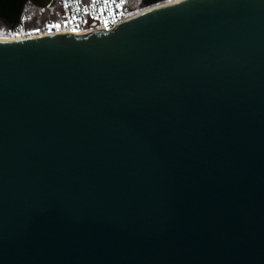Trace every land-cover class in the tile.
<instances>
[{
    "label": "water",
    "instance_id": "1",
    "mask_svg": "<svg viewBox=\"0 0 264 264\" xmlns=\"http://www.w3.org/2000/svg\"><path fill=\"white\" fill-rule=\"evenodd\" d=\"M141 7L0 41V264H264V0Z\"/></svg>",
    "mask_w": 264,
    "mask_h": 264
},
{
    "label": "built area",
    "instance_id": "2",
    "mask_svg": "<svg viewBox=\"0 0 264 264\" xmlns=\"http://www.w3.org/2000/svg\"><path fill=\"white\" fill-rule=\"evenodd\" d=\"M137 14L128 6V0H56L54 15L42 25L29 26L28 17L23 14L20 24L14 30L8 29L9 38L23 40L54 34L84 35L106 31Z\"/></svg>",
    "mask_w": 264,
    "mask_h": 264
},
{
    "label": "rangeland",
    "instance_id": "3",
    "mask_svg": "<svg viewBox=\"0 0 264 264\" xmlns=\"http://www.w3.org/2000/svg\"><path fill=\"white\" fill-rule=\"evenodd\" d=\"M38 10L39 11H36V13H37L36 15H38V17H40L39 20L37 22H34L35 24H32V25H30V21H28V24L31 27H38V26L42 25L47 20V18L49 17L47 13L42 12L40 9H38ZM142 11H144V9L142 7H140L139 9L134 11V13L137 14V13H141ZM25 15H27L28 20H29V18H30L29 14H25ZM9 37H10V33L8 31V28L4 24L0 23V38H9Z\"/></svg>",
    "mask_w": 264,
    "mask_h": 264
},
{
    "label": "trees",
    "instance_id": "4",
    "mask_svg": "<svg viewBox=\"0 0 264 264\" xmlns=\"http://www.w3.org/2000/svg\"><path fill=\"white\" fill-rule=\"evenodd\" d=\"M141 3H142V0H128V6L130 7V9L133 12L141 7ZM36 11H39L38 8H36L32 5H27L25 8L24 14H29L30 25L35 24L34 22H37L40 18V17H38V15H36L37 14ZM45 13L48 14V12H45ZM48 16L49 17L47 19L50 18L49 14H48Z\"/></svg>",
    "mask_w": 264,
    "mask_h": 264
},
{
    "label": "bare ground",
    "instance_id": "5",
    "mask_svg": "<svg viewBox=\"0 0 264 264\" xmlns=\"http://www.w3.org/2000/svg\"><path fill=\"white\" fill-rule=\"evenodd\" d=\"M12 38H0V41H12Z\"/></svg>",
    "mask_w": 264,
    "mask_h": 264
},
{
    "label": "snow or ice",
    "instance_id": "6",
    "mask_svg": "<svg viewBox=\"0 0 264 264\" xmlns=\"http://www.w3.org/2000/svg\"><path fill=\"white\" fill-rule=\"evenodd\" d=\"M52 27H59V25H53Z\"/></svg>",
    "mask_w": 264,
    "mask_h": 264
}]
</instances>
